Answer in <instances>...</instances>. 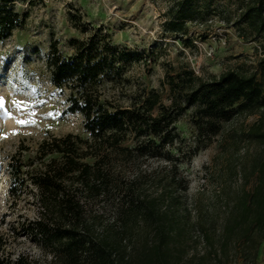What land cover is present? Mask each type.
<instances>
[{
	"label": "rangeland",
	"instance_id": "rangeland-1",
	"mask_svg": "<svg viewBox=\"0 0 264 264\" xmlns=\"http://www.w3.org/2000/svg\"><path fill=\"white\" fill-rule=\"evenodd\" d=\"M30 0L16 5L25 18L22 29L0 43V261L2 264H51L55 245L35 226L44 214L37 191L28 186L14 207L9 196L8 164L21 147L24 158L33 156L38 144L50 136L68 134L88 139L83 116L68 112L67 89H57L50 81L47 59L54 45L63 57L74 54L73 41H86L93 35L108 39L119 55L121 79L104 82L101 92L120 107L128 108L148 91L157 92L163 105H169L166 74L181 68L191 69L204 81L229 70L254 71L264 57V35L242 37L240 16L246 0ZM182 10L195 14L184 34L166 31L165 22ZM244 26V24H242ZM259 121V115L239 116L223 126L205 149L189 154L193 142L190 113L181 116L177 128L182 142L176 145V175L184 185L172 189L161 204L170 209L174 230L183 238L180 264H244L232 251L227 258L208 254V244L197 226L213 218L219 227L226 194L244 184L234 177L232 168L248 171L251 161L263 152V146L248 142L242 134ZM131 140L126 143L129 146ZM124 170V180L137 173L146 176L145 194H160L157 181L169 177V166L161 159L143 158ZM186 187L184 191L183 188ZM85 217L113 225L122 195L111 191L97 196L80 193ZM169 198L172 200L170 201ZM34 225L32 234L22 226ZM115 229L119 226L114 225ZM115 231V230H114ZM149 233V234H148ZM150 229L136 224L123 240L127 252L137 250L149 238ZM217 244L215 243V246ZM220 260V263H219ZM256 264H264V241Z\"/></svg>",
	"mask_w": 264,
	"mask_h": 264
},
{
	"label": "trees",
	"instance_id": "trees-1",
	"mask_svg": "<svg viewBox=\"0 0 264 264\" xmlns=\"http://www.w3.org/2000/svg\"><path fill=\"white\" fill-rule=\"evenodd\" d=\"M26 1L0 0V43L23 28L25 18L16 5ZM243 3L239 20L242 37L264 35V0ZM193 20L194 13L182 10L164 27L170 33L184 34L186 23ZM72 43L75 52L70 57H63L52 45L47 68L51 83L69 91L68 112L83 116L89 138L50 136L38 144L33 156L24 158L27 148L22 146V152L12 156L8 164L11 206L28 186L39 195L44 214L35 226L55 245L51 264H180L183 234L174 230L173 212L169 208L162 211L161 204L168 199V192L185 183L176 175L174 153L183 140L177 123L187 112L193 129L189 154L208 147L223 126L236 117L259 115L258 123L242 136L262 145L263 152L251 161L246 173L245 168L231 169L234 177H241L242 171L244 184L226 194L217 230L212 217L197 224L208 244V254L227 258L232 251L244 264H256L264 241V57L254 71L229 70L207 81L191 69L181 68L174 76H165L169 105H163L159 94L150 90L124 108L101 92L104 82L121 79L114 46L100 35ZM148 157L163 160L170 169L168 179L155 184L161 190L155 197L145 194V175L138 172L127 182L123 176L130 165ZM82 191L89 197L107 196L111 191L122 195L113 225L97 232L102 222L85 217L79 198ZM136 224L147 226L151 236L147 235L140 248L127 252L123 240L129 238ZM32 226H22L21 231L32 234ZM19 263L25 264L23 259Z\"/></svg>",
	"mask_w": 264,
	"mask_h": 264
}]
</instances>
